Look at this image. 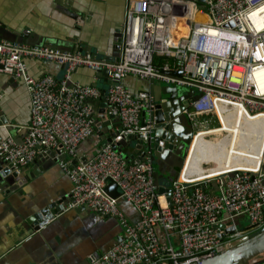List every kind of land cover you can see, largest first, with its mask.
Returning a JSON list of instances; mask_svg holds the SVG:
<instances>
[{"label": "built area", "instance_id": "obj_1", "mask_svg": "<svg viewBox=\"0 0 264 264\" xmlns=\"http://www.w3.org/2000/svg\"><path fill=\"white\" fill-rule=\"evenodd\" d=\"M195 13L206 19L194 18ZM184 26L186 36L179 34ZM120 33L118 60L0 37V72L20 80L30 102L22 143L12 135L0 140V158L20 171L43 151H56V158L66 154L57 161L72 185L59 213L85 206L115 217L121 227L112 246L87 264H197L249 232L228 234L235 218L246 216L255 229L264 225V151L252 170L193 180L183 178L181 169L168 186V203L154 184L151 147L144 144L140 163L121 156L119 140L131 135L149 143L154 124L144 119L153 107L149 92L134 94L119 82L134 76L194 90L198 97L187 114L192 138L197 128L207 127L202 117L209 113L222 124L219 108L224 115L236 108L264 121V0H127ZM157 56L167 60L155 65ZM26 59L65 66L63 77L33 76ZM78 68L106 71L112 83L103 91L96 84L74 82ZM90 101L105 103V115L118 124L111 128L110 123L115 136L84 161L79 146L99 138L98 113ZM110 181L119 187L118 196L105 192ZM120 200L136 210V219L126 214Z\"/></svg>", "mask_w": 264, "mask_h": 264}, {"label": "crops", "instance_id": "obj_2", "mask_svg": "<svg viewBox=\"0 0 264 264\" xmlns=\"http://www.w3.org/2000/svg\"><path fill=\"white\" fill-rule=\"evenodd\" d=\"M70 1L74 7L84 9V12L81 10L80 21L61 13L55 0H0V37H11V33L17 32L23 43L49 47L67 44L72 46V51H78V46L70 38H77L79 45L90 51L88 54L104 56L108 60L119 56V50L113 47L117 38L114 28L124 22L127 0ZM75 24L82 28L75 29ZM26 66L33 76L50 74L59 79L62 74V66L49 61L26 59ZM72 80L96 84L103 91L109 86L107 77L87 68L76 69ZM179 89L181 91L173 90L172 94L168 88L159 93L161 90L157 87L154 95L146 91L152 97L157 95L164 100L170 97L167 102L176 106L193 103L189 98L191 89ZM29 103V95L22 82L0 72V140L8 135L15 140L23 138L24 127L30 120ZM94 105L97 111L103 108L102 102ZM218 111L221 126L197 132L189 177H212L210 168L218 174L236 168L252 170L258 165L259 155L264 151L263 118L247 117L237 109L226 115L221 108ZM110 123L111 128L116 126L117 118H111ZM103 124L102 133L107 131L109 134V125ZM212 132H224L225 135L217 140L208 139L206 136ZM102 137L104 140L107 138L106 135ZM99 141L94 136L87 139L79 146V152L87 155L93 150L94 153L101 147ZM95 143L98 146L94 147ZM127 151L134 152L131 147ZM71 185L58 161L52 165L38 158L21 168L11 183L0 184V264H87L90 258L112 246L121 233L118 220L102 216L85 206L55 213L51 219L41 223L40 209L50 202L57 203L70 191ZM212 187L217 191V187ZM120 206L130 218H137V212L130 204L120 200ZM243 220L249 226L246 216L239 219L240 226L243 227ZM261 258L264 261V255Z\"/></svg>", "mask_w": 264, "mask_h": 264}, {"label": "water", "instance_id": "obj_3", "mask_svg": "<svg viewBox=\"0 0 264 264\" xmlns=\"http://www.w3.org/2000/svg\"><path fill=\"white\" fill-rule=\"evenodd\" d=\"M57 5V9L61 11V13L70 16L75 21H80V16L82 15V11L84 9L76 8L73 6L70 0H55ZM62 1V2H61ZM202 1V0H201ZM82 10V11H81ZM123 24L118 25L114 28V33L116 34L117 38L115 39V43L113 47L118 51L120 50V41H121V27ZM233 24H231L232 26ZM82 27L78 24H75V29L80 30ZM10 32V31H9ZM11 33V32H10ZM80 35L82 33L79 32ZM7 36L5 39L11 41H17L23 43V41L19 40L20 36L17 32H13ZM76 45L78 46V51L83 54H88L90 51L87 50V47L83 45H79L77 38H70ZM43 45V44H38ZM63 46V47H57ZM52 48H58L60 50H67L72 51V46L67 44H53ZM101 55L102 52H100ZM92 55V54H91ZM96 58H103L104 56L97 57L96 54L92 55ZM119 56H117L114 60H118ZM63 73L59 77L61 79L64 74L65 66H62ZM98 75H103L107 77V72L102 71L97 73ZM170 74L181 76L180 71H172ZM112 83L109 80V84ZM121 85L128 88L132 93L136 94L138 91H146L148 90L153 95L156 94L157 87L159 88V93L162 92L164 88H168L170 94H172L173 90L181 91L179 88L173 86H161L160 83L155 82L154 80H143L138 79L134 76H127L122 78L119 82ZM158 93V94H159ZM190 99L194 101V98L198 97V94L195 93L194 90H190ZM151 94V96H152ZM169 94V93H168ZM200 95V94H199ZM170 97L167 99H162L161 97H152V104L153 107L149 113V115L144 114V119L148 117L154 124L153 135L154 138L149 143H145L140 139H137L135 136H128L126 138H122L119 140V150L121 152V156L131 162L140 163L142 158L140 153L144 148V144L149 145L151 147V158L152 163L154 166L153 171V179L154 184L157 186L158 193H164L166 196V200L170 203V188L168 184L170 179L173 176L178 175L180 170L182 169L184 159L187 155L188 148L193 136V127L187 117V114L194 110L190 104H181L176 106L175 103L167 102L169 101ZM90 103L94 106V110L98 113L94 122L95 127L98 129L99 133V145L104 146L107 142H110L111 139L115 136V132H111L109 129V134L107 131L103 134L102 129V122L104 121L109 125V121L111 117H107L105 115V103L103 104V108L100 111H97V107L94 105L93 101ZM3 121V120H2ZM185 129V130H184ZM106 135L107 138L102 137ZM17 143H22L21 140H16ZM98 146L97 143L94 144V147ZM126 147H131V151L135 149L136 153H130L127 151ZM55 152L52 149L47 151H43L35 156V159L38 158L42 161H48L50 164H54L59 159L66 158V154L62 153L59 154L58 157H55ZM93 154V150L89 152V154L83 156V160L90 158ZM264 170V166H263ZM19 171L14 169L12 163L5 161L4 159L0 158V184L2 182L11 183L13 176H16ZM254 177V175H252ZM167 183L163 184L162 182ZM211 186L216 187L214 178L211 179ZM105 192L111 194L112 196H118L120 194V189L116 183L110 181L105 188ZM68 202V198L64 196L61 198L57 203L50 202L49 204L45 205L44 208L40 209L39 217L41 218V223L47 221L49 218L51 219L55 213H59L62 210V207L65 203ZM52 210H49V209ZM245 218L243 216L235 218L234 222L230 225L227 229L228 234H233L237 230H248L247 234L233 239L229 242L227 246L220 245L217 248V254L212 258H208L202 260L197 264H260L263 262L262 255H264V225L260 228H253L250 224L245 228L240 226L239 219Z\"/></svg>", "mask_w": 264, "mask_h": 264}, {"label": "bare ground", "instance_id": "obj_4", "mask_svg": "<svg viewBox=\"0 0 264 264\" xmlns=\"http://www.w3.org/2000/svg\"><path fill=\"white\" fill-rule=\"evenodd\" d=\"M194 18L201 19V20H205V19H206L205 16L200 15V14H198V13H195ZM187 32H188V27H187V26H184V27L180 30V33H179V34H182V35L186 36ZM211 33H212V34H213V33H216V34H223V33H221V32L218 31V30H212ZM235 109H236V108H235ZM191 125H192V124H191ZM196 134H197V132L195 133L194 137L191 139V142H190V145H189V148H188V152H187V155H186V157H185V159H184V163H183V166H182V175H181L183 178H188V179H193V180H198V178H195V177H189L188 170H191V169H192V167H191L192 151H193V149H194V147H195V143H196V140H197V137H198V134H199V133H198L197 135H196ZM210 162H213V161H209V163H210ZM209 168H210V167H209ZM236 169H242V168H236ZM236 169H231V170H236ZM245 169H247V170H251V169H249V168H245ZM245 169H244V170H245ZM210 170H211V173H212V174H211L212 177L227 172V171H225V172H221V173L215 174V171H213L211 168H210ZM228 171H229V170H228ZM211 175H210V176H211Z\"/></svg>", "mask_w": 264, "mask_h": 264}, {"label": "rangeland", "instance_id": "obj_5", "mask_svg": "<svg viewBox=\"0 0 264 264\" xmlns=\"http://www.w3.org/2000/svg\"><path fill=\"white\" fill-rule=\"evenodd\" d=\"M63 73V71H62ZM106 87V86H105ZM210 115H206L203 119H206L208 120V124H207V127L204 128L205 131H210L211 129H216V128H219L221 126V124L219 123L218 119L216 118V116L213 114V113H209ZM197 131H203L202 129L200 128H197L196 129V132ZM195 132V133H196ZM223 135H225L224 132H212L211 134L207 135L206 137L208 139H211V140H214V139H220ZM179 174V173H178ZM163 184H166L164 181L162 182ZM242 225L243 227L245 228L248 223L246 220H243L242 221Z\"/></svg>", "mask_w": 264, "mask_h": 264}, {"label": "trees", "instance_id": "obj_6", "mask_svg": "<svg viewBox=\"0 0 264 264\" xmlns=\"http://www.w3.org/2000/svg\"><path fill=\"white\" fill-rule=\"evenodd\" d=\"M167 60V58L166 57H155V65H159V66H161L165 61ZM177 177V175L176 176H173L170 180L172 181L173 179H175Z\"/></svg>", "mask_w": 264, "mask_h": 264}]
</instances>
